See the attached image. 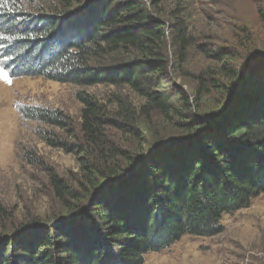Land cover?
Here are the masks:
<instances>
[{"label": "trees", "instance_id": "16d2710c", "mask_svg": "<svg viewBox=\"0 0 264 264\" xmlns=\"http://www.w3.org/2000/svg\"><path fill=\"white\" fill-rule=\"evenodd\" d=\"M235 28L227 44H214L166 0H0V55L12 76L138 98L112 94L109 107L77 91L82 142L48 130L43 139L76 156L80 179L74 186L46 168L62 212L41 222L11 224L0 204V264H144L185 235L221 233L223 214L264 192V33ZM196 51L211 63L198 72L186 67ZM185 78L195 86L177 82ZM20 112L73 132L61 111Z\"/></svg>", "mask_w": 264, "mask_h": 264}, {"label": "rangeland", "instance_id": "374dc122", "mask_svg": "<svg viewBox=\"0 0 264 264\" xmlns=\"http://www.w3.org/2000/svg\"><path fill=\"white\" fill-rule=\"evenodd\" d=\"M258 2L264 6V0H166V6L181 4L191 15L197 33L209 34L216 38L214 44L224 45L241 24L257 28L258 34L264 33L256 14ZM210 64L196 51L186 67L198 72ZM2 66H6L11 82L0 78V204L13 214L11 224L24 226L62 212L48 183L46 168H52L74 186L80 179L76 156L49 146L43 139L48 130L67 142H82L77 91L85 90L109 107L114 104L112 94L126 96L133 104L138 98L126 88L83 87L36 76H12L0 55ZM177 82L185 89L195 86L187 78ZM164 89L172 87L166 84ZM213 95L202 102H209ZM25 106L63 112L71 119L72 134L26 119L20 112ZM220 224L221 233L210 237L185 235L166 249L147 253L144 264H264V192L248 207L223 214Z\"/></svg>", "mask_w": 264, "mask_h": 264}, {"label": "water", "instance_id": "95a60500", "mask_svg": "<svg viewBox=\"0 0 264 264\" xmlns=\"http://www.w3.org/2000/svg\"><path fill=\"white\" fill-rule=\"evenodd\" d=\"M242 85L243 84H238V86H236L231 92H229L227 94V96L225 97L224 102H222V104L220 106V109L225 108V106L227 104L232 105L234 103V101L237 98V94H238L239 90L242 88Z\"/></svg>", "mask_w": 264, "mask_h": 264}, {"label": "snow or ice", "instance_id": "6c2138e0", "mask_svg": "<svg viewBox=\"0 0 264 264\" xmlns=\"http://www.w3.org/2000/svg\"><path fill=\"white\" fill-rule=\"evenodd\" d=\"M6 66L0 67V78H3L7 82H11L8 73L5 71Z\"/></svg>", "mask_w": 264, "mask_h": 264}]
</instances>
